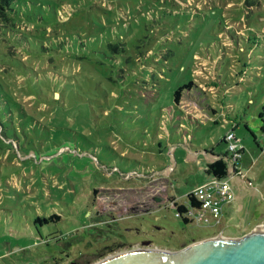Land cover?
<instances>
[{
	"label": "rangeland",
	"instance_id": "1",
	"mask_svg": "<svg viewBox=\"0 0 264 264\" xmlns=\"http://www.w3.org/2000/svg\"><path fill=\"white\" fill-rule=\"evenodd\" d=\"M1 13L0 264L264 231V0H14ZM236 124L249 188L231 178L239 201L220 226L184 223L173 204L211 179L206 159Z\"/></svg>",
	"mask_w": 264,
	"mask_h": 264
},
{
	"label": "water",
	"instance_id": "2",
	"mask_svg": "<svg viewBox=\"0 0 264 264\" xmlns=\"http://www.w3.org/2000/svg\"><path fill=\"white\" fill-rule=\"evenodd\" d=\"M97 264H264V231L238 238L219 235L175 252L151 247L131 249Z\"/></svg>",
	"mask_w": 264,
	"mask_h": 264
},
{
	"label": "built area",
	"instance_id": "3",
	"mask_svg": "<svg viewBox=\"0 0 264 264\" xmlns=\"http://www.w3.org/2000/svg\"><path fill=\"white\" fill-rule=\"evenodd\" d=\"M225 138L230 159L227 177L222 179L211 177L209 181L189 193L196 205L192 206L187 201V206L183 207L181 213L175 212L176 216L185 219L188 223H195L199 226H210L220 223L222 208L235 199V194L230 184L232 177H237L240 189L247 190L250 186V182L241 176L236 164L243 154L242 145L235 138L233 131H229ZM261 152L264 154V147H262ZM173 206L176 207L175 204Z\"/></svg>",
	"mask_w": 264,
	"mask_h": 264
},
{
	"label": "trees",
	"instance_id": "4",
	"mask_svg": "<svg viewBox=\"0 0 264 264\" xmlns=\"http://www.w3.org/2000/svg\"><path fill=\"white\" fill-rule=\"evenodd\" d=\"M14 1V0H0V16L2 17V11L4 10V8L8 7L10 5V3ZM194 87V83L192 81H189L187 83H184L183 85L179 86L173 93V101L175 103V105L177 106V104L179 103L180 99L183 97V90L186 92L190 91L191 88ZM196 88V86H195ZM55 92V91H54ZM51 99L54 100L53 98V94L51 95ZM211 113L214 111V109L210 108L208 109ZM11 112L10 106L8 105V103L5 102V97L0 95V116L4 115L5 116V120L6 122H11L9 113ZM11 114V113H10ZM213 114V113H212ZM214 115V114H213ZM261 115V114H260ZM191 118V117H190ZM236 125H231V129L230 131H233L235 129ZM261 130L262 132H264V128L261 125ZM0 129L1 132H3L4 128L1 124V120H0ZM226 136V135H225ZM222 137L220 142L223 143L225 145V152L222 155H214V158L210 161L207 162L205 165V173L207 175H210L211 177L217 178V179H222V178H226L227 177V171L228 168L230 167V159H229V152L227 149V141L226 138ZM185 142V141H184ZM243 152V150H242ZM210 155H213L212 153H210ZM188 196V197H187ZM187 197V201L189 202L190 205L194 206L196 205V202L194 201L193 198L190 197L189 193L186 195ZM176 212H182L183 206L182 205H176ZM58 216L56 215H50L47 218H36V221L42 222L44 224L51 222L53 220H57ZM184 223H188L185 219H181Z\"/></svg>",
	"mask_w": 264,
	"mask_h": 264
},
{
	"label": "crops",
	"instance_id": "5",
	"mask_svg": "<svg viewBox=\"0 0 264 264\" xmlns=\"http://www.w3.org/2000/svg\"><path fill=\"white\" fill-rule=\"evenodd\" d=\"M199 86H202V84H199ZM211 89H212V88H209V90H211ZM187 94L190 96L189 92H188ZM184 96H185V95H184ZM183 98H184V97H182V98L180 99L179 103L177 104V107H178L179 109H181L180 106H181V104H182V99H183ZM179 104H180V105H179ZM194 105H195V107H196V110H197L198 112H200L199 115H200V116H203L201 119H205V118H207V114L205 113V111H204L199 105H198L199 107H198L195 103H194ZM206 109L208 110V109H210V107H207ZM212 113L215 114L216 111L214 110ZM200 116L190 115L189 117H191L192 120H195V119H199ZM213 117H214V115L212 116V118H213ZM226 120H228V119H225L223 122H224V123H230V122H231L230 120H228V121H226ZM212 121H213V122H217V119L213 118ZM237 125H238V124H236V126H237ZM235 128H236V127H235ZM213 158H214V155H210L209 158L206 159V161H207V162H210ZM207 162H206V163H207ZM238 201H239V198H238L237 196H235V200H234V201H232L231 203H229V204H227L226 206H224V207L222 208V212H221L220 223H219V224H212V226H215V225H216V226H220V225H221L222 216H223V210H224L225 208L230 209L229 207H231V206L233 205L234 202L236 203V202H238ZM182 206L184 207V205H182ZM218 228H220V227H218ZM218 228H213V229L211 230V232L202 235L200 238L193 239L190 243H188V242L183 243V244H181V245H180L179 247H177V248H183V247H185L187 244H191V243H194V242H198V241H202V240H205V239H208V238H213V237L219 236V235H221V231H219ZM230 238H231V237H230Z\"/></svg>",
	"mask_w": 264,
	"mask_h": 264
},
{
	"label": "flooded vegetation",
	"instance_id": "6",
	"mask_svg": "<svg viewBox=\"0 0 264 264\" xmlns=\"http://www.w3.org/2000/svg\"><path fill=\"white\" fill-rule=\"evenodd\" d=\"M144 245H149L148 243H146V242H140V245H139V247H136V248H134V249H137V248H141L140 246H144ZM146 247V246H145ZM71 264H75L74 262H72Z\"/></svg>",
	"mask_w": 264,
	"mask_h": 264
},
{
	"label": "bare ground",
	"instance_id": "7",
	"mask_svg": "<svg viewBox=\"0 0 264 264\" xmlns=\"http://www.w3.org/2000/svg\"><path fill=\"white\" fill-rule=\"evenodd\" d=\"M260 231V230H259ZM256 232H258V231H252V233H256Z\"/></svg>",
	"mask_w": 264,
	"mask_h": 264
}]
</instances>
